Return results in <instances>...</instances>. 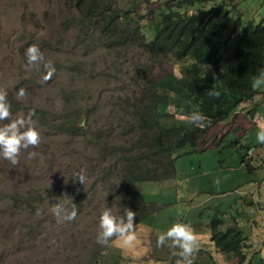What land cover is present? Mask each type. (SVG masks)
<instances>
[{
	"label": "rangeland",
	"instance_id": "1",
	"mask_svg": "<svg viewBox=\"0 0 264 264\" xmlns=\"http://www.w3.org/2000/svg\"><path fill=\"white\" fill-rule=\"evenodd\" d=\"M125 1L117 0L116 4L123 8L127 4ZM67 2L0 0V89L7 90L12 118L17 115L27 117L35 109H41L49 119L59 118L58 109L63 105L69 109L79 107V103L76 105L69 100L70 88L82 87L85 90L82 92L84 99H88L89 103H99L98 109L90 115V133L71 135L60 132L45 127L34 115L32 121L41 136L39 146L21 150L19 163L15 166L0 156V264H159L158 257L170 255L169 247H158L148 237L141 236L145 226L149 220L163 222L165 218L176 215L186 217L182 216L181 210H177L178 202H175L178 205L170 207L164 201H175L181 184L188 187L198 185L205 189L208 183H216L213 171L218 166L211 164V161L216 154H222L229 157L227 165H232V142L225 143L223 152L209 150L201 156V169L205 171L200 172L198 169L199 176L195 172H185V159L177 157L174 161L177 171L170 175L171 181L168 178L138 180L132 191L121 174V160L117 159L120 152H136L137 149L135 134L127 129L133 120L130 113L132 106L128 102L137 105L136 94L146 90L143 86L145 78L160 81L165 73L180 76V63H154L151 55L135 45H131L133 48L128 51V56L119 55L108 49L105 38L103 44L88 47L84 57L80 42H76L75 30L71 28L64 31L59 26L60 19L69 14ZM127 2H133L135 10L143 15L139 21L140 32L145 39L151 38L153 23L157 20L156 13L164 9L162 1ZM234 2V6H228V14L237 19L240 26L248 19L259 21L264 17V0ZM32 44H36L45 58L55 66L56 71L47 82L42 81V67L40 71L25 70L24 52ZM77 60L87 62V71L79 74L76 82H72L70 75L64 74V71L69 67L74 68ZM151 63H154L151 71L142 77L146 66ZM20 87H24L28 93L26 100L16 99ZM157 91L166 93L158 86ZM252 101L258 106L253 110L254 118L261 124L264 121L263 104L256 98ZM124 105L126 111L123 110ZM166 108L173 111L169 103L164 105V110ZM175 113L174 119L178 117L186 120L192 111ZM245 113L242 115L244 120ZM161 120L165 124L170 123L165 117ZM8 122L0 121V127ZM232 126L240 135L246 131L245 121ZM200 133L203 135L204 131ZM254 134L256 138L257 132L253 131L247 137L246 133L241 136L239 147L245 148L246 140ZM91 135L97 136V140L112 143L104 157L100 158V153L94 151L91 142L95 140L90 138ZM31 151L38 155L29 159L28 152ZM179 151L173 149L172 155ZM78 171H83L88 178L84 185L73 178ZM232 175L235 181L230 182L238 187L239 178L245 176L246 172L237 169ZM126 186L130 188L129 193ZM211 186L215 191L229 190ZM133 193L138 196L134 200ZM203 193L205 191H200V195ZM58 202L69 210L72 204L76 205L77 216L73 221L57 222L50 209ZM105 207L113 208L114 212L119 209L117 214L121 215L124 214V208L136 213V239L131 244L125 245L117 237H113L107 245L96 242L99 216ZM204 253L203 249L199 255ZM172 258H166V261ZM253 258V264H264V246L261 242L257 244Z\"/></svg>",
	"mask_w": 264,
	"mask_h": 264
},
{
	"label": "trees",
	"instance_id": "2",
	"mask_svg": "<svg viewBox=\"0 0 264 264\" xmlns=\"http://www.w3.org/2000/svg\"><path fill=\"white\" fill-rule=\"evenodd\" d=\"M155 1H162L164 9L156 13L153 35L149 39L140 32L139 21L143 15L127 0L123 8L117 6V0H68L69 14L59 21L64 31L75 30L76 42H80L83 54L88 47L103 44L105 38L108 49L116 54L128 56L133 48L131 45H135L151 55L154 63H180V76L165 73L160 81L145 78L146 90L136 94L137 105L128 102L132 106L133 120L127 129L135 134L137 149L136 152H120L117 159L121 160V174L132 191L138 180L170 177L175 159H185L187 152L196 149L201 131L231 115L237 105L261 96L260 90H253L251 86V78L264 70V23L261 19H248L240 26L238 20L228 14L229 7L236 4L234 0ZM194 4H197L194 8L185 10ZM154 63L146 66L142 77L147 76ZM86 66L85 61L77 60L74 68L69 67L64 74H69L70 80L76 82L79 74L87 71ZM157 86L166 93L158 92ZM211 89L218 91L219 97L208 96L206 92ZM84 91L82 87L70 88L69 100L76 105L79 103V107L69 109L63 105L58 109L59 118L49 119L41 109H35L39 122L71 135L90 133V115L98 109L99 103H89L82 97ZM168 103L175 112H201L207 117V126L201 128L188 119H174L173 112L164 110ZM123 110L126 111L125 105ZM163 117L170 123H163ZM103 126L106 127L104 123ZM90 138L95 140L91 142L94 151L100 153V158L104 157L112 143L97 140L95 135ZM173 149L180 151L172 155ZM130 188L126 186L128 193ZM220 224L221 218L216 214L208 219L210 240L218 250L230 252L242 263L245 245L242 229L235 222L224 229L219 228ZM166 264L175 262L170 260Z\"/></svg>",
	"mask_w": 264,
	"mask_h": 264
},
{
	"label": "crops",
	"instance_id": "3",
	"mask_svg": "<svg viewBox=\"0 0 264 264\" xmlns=\"http://www.w3.org/2000/svg\"><path fill=\"white\" fill-rule=\"evenodd\" d=\"M264 23V17L262 18ZM264 108V86L258 88ZM257 98V97H255ZM255 103L251 100L242 105H237L234 112L223 120L215 121L198 136L196 149L185 154L184 171L193 173L199 176L197 170L201 169V156L209 151H224L226 142H232L233 153L231 155V164L227 165L229 157L222 154H216L212 159L211 164L215 163L218 167L214 169V181L210 182L207 187L200 188L198 185L188 187L186 184H181V189L178 188V197L174 200L164 201L170 207L178 205L177 210L182 211V216H173L165 218L163 222L149 220L145 226L146 229L141 236L149 238V241H154L157 245L158 235L166 232L174 223L181 222L191 226L197 238L198 251L193 256L195 264H253L255 259L253 253L256 250L257 244L261 242L264 246V144L258 143L255 134L246 140L245 148H240V137L246 133V137L260 130V126H264V121L261 124L257 123L254 118ZM246 110H240V109ZM246 111V113H245ZM245 113L246 120L242 118ZM264 120V117H263ZM242 121L246 122V131L240 135L233 130L232 125H241ZM251 147V152L247 153V148ZM244 166V168H243ZM245 171L246 175L239 178V186L236 187L235 178L232 175L235 170ZM177 169L174 167V174ZM171 181V177L168 178ZM209 184H213L211 186ZM211 187H224L229 190L215 191ZM182 187L185 189H182ZM200 191H205L200 195ZM195 196V199H193ZM212 214H216L221 218L220 229H224L228 224L235 222L241 229L244 235L245 245L242 247L244 259L242 263H238L234 255L230 252L218 250L214 243L210 240V229L208 219ZM244 216L245 221H244ZM140 224V223H139ZM142 226V224H140ZM204 249L205 253L199 255ZM179 249L168 248V254L159 258V264L167 262L166 258H172L175 264L180 257L173 255V252L179 253ZM199 255V256H198ZM150 259V257H147Z\"/></svg>",
	"mask_w": 264,
	"mask_h": 264
},
{
	"label": "clouds",
	"instance_id": "4",
	"mask_svg": "<svg viewBox=\"0 0 264 264\" xmlns=\"http://www.w3.org/2000/svg\"><path fill=\"white\" fill-rule=\"evenodd\" d=\"M24 56L26 58V64L24 65L26 71H32L33 69L40 71L42 67L44 72L42 81L47 82L52 78L56 71L55 66L51 60L45 58L44 53L36 44L28 46L24 52ZM84 57H86V54ZM79 61L84 62L83 60ZM213 78L216 79L215 73H213ZM251 86L253 90L264 86V70H261L258 75L251 78ZM206 94L210 97H219V92L215 89L208 90ZM7 96V90L0 89V121H9L0 127V156L15 166L19 163L21 150L38 147L41 142V136L32 121L35 112L30 111L27 117L17 115L13 119L11 104L8 102ZM27 97L28 93L26 89L20 87L16 92V99L22 101L26 100ZM165 110L168 111L167 108ZM168 112L175 113L174 109ZM187 119L190 123L201 128L206 127L208 123L207 117L199 111L192 112ZM256 138L258 143L264 144V126H260ZM37 155L38 153L35 151L28 152L29 159L35 158ZM73 178L78 179L83 185L88 179L83 171L76 172ZM218 182L216 181V183ZM136 197L138 196H134L133 200ZM119 199L118 197L117 200ZM131 199L129 198V200ZM50 211L56 217L57 222H71L77 216L76 205L74 204H72L71 210H69L66 205L58 202L52 205ZM118 212L119 209H117V212H114L113 208L108 207L102 210L99 216V230L96 236L98 244L107 245L113 237L119 238L125 245L131 244L136 239L134 224L136 213L129 208H124L123 215L117 214ZM157 246H168L172 249H179V253L173 252V255L180 257L176 264H193L192 258L198 251L197 238L191 226L181 222L174 223L166 232L159 234Z\"/></svg>",
	"mask_w": 264,
	"mask_h": 264
},
{
	"label": "built area",
	"instance_id": "5",
	"mask_svg": "<svg viewBox=\"0 0 264 264\" xmlns=\"http://www.w3.org/2000/svg\"><path fill=\"white\" fill-rule=\"evenodd\" d=\"M250 152H251V148H248V149H247V153H250Z\"/></svg>",
	"mask_w": 264,
	"mask_h": 264
}]
</instances>
